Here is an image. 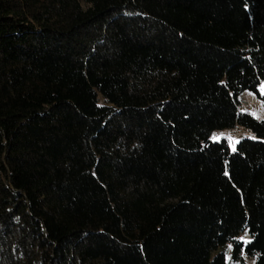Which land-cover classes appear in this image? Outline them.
<instances>
[{"label": "trees", "instance_id": "obj_1", "mask_svg": "<svg viewBox=\"0 0 264 264\" xmlns=\"http://www.w3.org/2000/svg\"><path fill=\"white\" fill-rule=\"evenodd\" d=\"M262 82L264 0H0V264H264Z\"/></svg>", "mask_w": 264, "mask_h": 264}, {"label": "rangeland", "instance_id": "obj_2", "mask_svg": "<svg viewBox=\"0 0 264 264\" xmlns=\"http://www.w3.org/2000/svg\"><path fill=\"white\" fill-rule=\"evenodd\" d=\"M262 88H264V82L260 83V85L258 86L260 94L264 95V92H262ZM239 99V111L248 112L257 119H264V103L257 97L254 92L249 90L243 91L240 94ZM243 138H255V136L250 131L238 124H236L232 128L214 130L210 137L212 141L226 139L231 150H233L239 140ZM238 239L246 240L247 237L243 233L239 236Z\"/></svg>", "mask_w": 264, "mask_h": 264}, {"label": "snow or ice", "instance_id": "obj_3", "mask_svg": "<svg viewBox=\"0 0 264 264\" xmlns=\"http://www.w3.org/2000/svg\"><path fill=\"white\" fill-rule=\"evenodd\" d=\"M262 92H264V88H262ZM233 150H235V148H233Z\"/></svg>", "mask_w": 264, "mask_h": 264}]
</instances>
